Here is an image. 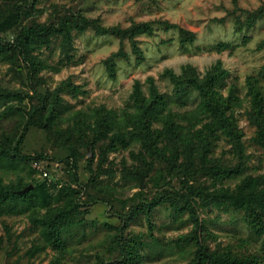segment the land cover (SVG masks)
Segmentation results:
<instances>
[{
	"label": "rangeland",
	"instance_id": "1",
	"mask_svg": "<svg viewBox=\"0 0 264 264\" xmlns=\"http://www.w3.org/2000/svg\"><path fill=\"white\" fill-rule=\"evenodd\" d=\"M261 218L264 0H0V264H264Z\"/></svg>",
	"mask_w": 264,
	"mask_h": 264
},
{
	"label": "trees",
	"instance_id": "2",
	"mask_svg": "<svg viewBox=\"0 0 264 264\" xmlns=\"http://www.w3.org/2000/svg\"><path fill=\"white\" fill-rule=\"evenodd\" d=\"M38 32H40V30H35L34 28H26L25 31L23 32L22 36H24V39L25 40H28L31 36L35 35ZM193 83L196 84V85L199 84L196 80ZM152 133H153V130L151 128H149L148 134L146 135L145 139H139V138H137L138 136H134L133 139H139V141H141V143L143 144V146L145 148H148V149L155 148V150H156V143L157 142L152 139V137H151V134ZM23 139H24V135L22 136L20 143H22ZM176 160H174V165H175V167L177 169H179L180 173L188 174L189 171H190V169H191V167H192V163H185V164H182L181 166H177V163H176L177 161ZM35 162H39V160H35ZM229 175H230V173H229ZM253 182H254V179H252V178L249 179V181L247 182L248 184L245 182L247 184L245 186V189H247L248 187H251V184ZM190 188H193V187H190ZM21 191L22 190H17V191L2 193L1 195L5 199L4 200V204L8 203L7 201L10 199V197L26 198L28 196V194L21 193ZM232 192L233 191L230 190V189L223 190L221 192V194H222L221 196L224 197L225 200L227 199V201L228 200H231L233 202V204H236V205L240 204V202H246V201L249 202V201H251L250 199H252L253 197H255V196L249 197V196L245 195V192L244 193L243 192H240L239 193L240 195L239 194L238 195H233L235 191L233 193ZM210 197L211 196H208L207 198H204V199H209ZM185 200L187 201L188 204H190L189 205L190 206L189 207V209H190L189 215H190L191 219L196 223L195 225L198 228L199 226H201V220L196 215V212H195L196 211V207H195V205H193L192 200L190 198H187L186 197ZM187 207L184 206V207L180 208V211H183V212L185 211L186 212L188 210ZM260 220L262 221V223H264V218H261ZM262 227H264V226H262ZM124 249H125L126 254L128 252L129 258H131L132 257V254H133V249H134L133 244H127V245H125V248L123 247V250Z\"/></svg>",
	"mask_w": 264,
	"mask_h": 264
},
{
	"label": "water",
	"instance_id": "3",
	"mask_svg": "<svg viewBox=\"0 0 264 264\" xmlns=\"http://www.w3.org/2000/svg\"><path fill=\"white\" fill-rule=\"evenodd\" d=\"M89 158H93V153H92V148H89V153H88ZM137 174L139 175L140 179H141V188H145V179H146V175L141 173L140 171H137ZM32 186L27 187L26 189L22 190L21 193H27L30 190H32Z\"/></svg>",
	"mask_w": 264,
	"mask_h": 264
},
{
	"label": "built area",
	"instance_id": "4",
	"mask_svg": "<svg viewBox=\"0 0 264 264\" xmlns=\"http://www.w3.org/2000/svg\"><path fill=\"white\" fill-rule=\"evenodd\" d=\"M39 166V162H35V167ZM43 177H48V172L44 171L43 172Z\"/></svg>",
	"mask_w": 264,
	"mask_h": 264
}]
</instances>
